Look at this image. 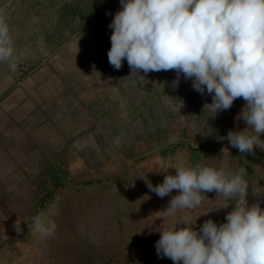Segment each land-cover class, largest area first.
<instances>
[{"label": "crops", "instance_id": "1", "mask_svg": "<svg viewBox=\"0 0 264 264\" xmlns=\"http://www.w3.org/2000/svg\"><path fill=\"white\" fill-rule=\"evenodd\" d=\"M120 8L85 29L91 41L63 47L52 88L0 97V264H173L157 255V229L184 218L197 231L219 225L239 199L207 192L197 208L155 218L177 190L161 198L141 177L157 185L175 167L244 168L245 200L264 208V149L240 153L226 139L246 127L237 119L246 101L214 114L211 95L182 73L174 86L175 70L130 75L126 60L115 69L108 25ZM37 215L55 222L52 236L36 231Z\"/></svg>", "mask_w": 264, "mask_h": 264}, {"label": "clouds", "instance_id": "2", "mask_svg": "<svg viewBox=\"0 0 264 264\" xmlns=\"http://www.w3.org/2000/svg\"><path fill=\"white\" fill-rule=\"evenodd\" d=\"M120 4L108 25L112 29L109 63L118 70L126 60L130 75L139 70H175L174 86L182 73L196 91L211 95L212 103L206 105L214 114L242 97L246 104L237 119L242 118L246 127L229 130L226 139L240 153L264 149V0H120ZM13 56L10 27L0 15V63L8 62L15 71ZM174 169V175L165 174L157 185L141 177L161 198L177 190L155 218L164 220L178 210L195 209L207 192L239 199L219 225L208 219L197 231L195 222L184 218L157 229V255L173 264H264V208L259 203L249 206L245 200L247 170L226 174L201 165ZM33 223L44 238L57 227L39 215ZM178 224L184 226L177 228Z\"/></svg>", "mask_w": 264, "mask_h": 264}, {"label": "rangeland", "instance_id": "3", "mask_svg": "<svg viewBox=\"0 0 264 264\" xmlns=\"http://www.w3.org/2000/svg\"><path fill=\"white\" fill-rule=\"evenodd\" d=\"M115 1L0 0V15L10 27L12 62L16 64L12 71L8 62L0 63V97L18 86L32 93L52 88L51 75L62 71L57 59L63 47L71 41L95 38V33H88L86 38L85 29L98 27L97 17Z\"/></svg>", "mask_w": 264, "mask_h": 264}]
</instances>
